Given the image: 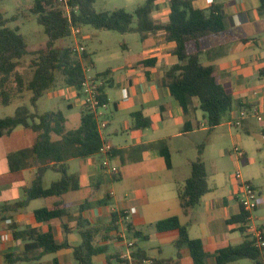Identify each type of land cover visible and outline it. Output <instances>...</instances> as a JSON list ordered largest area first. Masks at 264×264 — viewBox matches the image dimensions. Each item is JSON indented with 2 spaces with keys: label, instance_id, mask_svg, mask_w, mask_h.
<instances>
[{
  "label": "crops",
  "instance_id": "1",
  "mask_svg": "<svg viewBox=\"0 0 264 264\" xmlns=\"http://www.w3.org/2000/svg\"><path fill=\"white\" fill-rule=\"evenodd\" d=\"M126 3L135 5L134 0H126ZM170 3L171 0L161 1L152 16L156 22L162 24L169 22ZM192 4L199 10H207L214 4L222 7L225 15V30L200 41V60L205 66H213L219 75L220 84L233 91L234 106L230 114L225 117L226 126L242 128L246 134L258 133L256 124H264V5L262 1L193 0ZM79 30V35L72 33L71 37H75L77 41V45L73 47L84 49L79 54L80 57L84 52L89 55L88 60L83 63L86 76L102 86L107 98L105 107L99 109V120L106 123L103 137L113 146L112 163L119 168L120 174L115 178L101 171V160L97 163L95 156L70 159L69 171L79 174L81 185L80 191L70 192L63 197V201L72 206V214L61 220L37 222L34 212L52 206L55 202L53 199H37L16 213L5 214L4 220L0 221V237L7 233L10 241L4 243L0 240V264H7V255H22L27 243L22 239L14 238V233L7 224L8 220H11L19 231L25 229L51 231L58 243L69 244L68 248L47 254L39 261L16 264H53L54 261H58L59 264H78L73 253L74 247L82 242L77 231V219L82 205L85 206V210L81 216L96 227L107 226L111 222L112 213L122 214L125 211L130 213L129 221L119 223L118 220L119 232L111 234L114 240L109 242V254L118 252L121 254V259L129 261L130 264L134 260L133 252L138 248L143 249L151 259L144 261L143 264H174L173 261L177 257L176 248L175 252L170 251L169 256L166 255V251L170 247H175L174 242L178 238V232L161 233L155 229L156 223L171 217H178L181 224L188 227L190 238L202 240L205 250L210 254L206 264H216L214 253L217 250L228 245H240L244 240L243 235L238 231L239 226L229 223L231 218L241 214V206L237 199V182L231 181L227 188H222L217 182L211 186L208 182L210 192L189 215H184L178 197V188L184 187L191 175V164L198 158V147L202 144H199V133L205 131L208 137L217 127L209 132L206 121L200 122L197 100H194L192 112L186 115L169 89L162 84L166 70L179 62L174 54L177 44L163 41V32L149 35L145 40L140 37L142 50L137 57L122 59L114 56V61L120 63L116 68L117 72L107 70L105 72L107 75L102 72L93 77L88 74L90 71L88 63L95 65L92 53L83 43L84 38L87 39L89 36H83L82 28ZM125 46L129 50L128 45ZM148 60L154 63L147 66L141 64ZM24 67L25 62L22 60L18 71L25 76ZM25 78L30 80L32 76ZM26 93H30V99L32 93L26 91L22 98H16L11 105L28 97ZM45 94H48L51 100L60 98L66 102V111L61 109L53 111L63 112L67 120V130L77 129L81 122V110L85 105L83 95L76 88L66 86H60ZM0 106L9 107L1 104ZM19 107L22 106L17 105L16 110ZM75 108H79L78 115L72 113ZM138 112L150 120V127H134L133 115ZM242 112L245 113L243 117H241ZM258 117H262L263 120L259 121ZM186 123L191 124L188 131L184 130ZM113 124H116V127L111 130ZM260 133L264 137V127ZM37 136L38 134L32 130L20 126L11 135L0 138V205H10L24 199V188L31 185L37 170L35 159H31L34 164L30 167L12 172L9 155L30 149ZM53 138L59 139L57 136ZM161 141L168 143L172 157L171 169L167 168L162 157L159 148ZM97 156L102 159L100 155ZM181 158H183L182 163L179 161ZM49 172L55 171L46 173L44 177L46 188L53 181L61 178L58 173L60 177L51 179L46 186L45 180ZM260 208L263 210L264 206L261 205ZM253 217L255 219L254 214ZM257 220L261 223L257 226L264 230L262 224L264 217ZM128 224L133 231L140 233V239H134L128 233ZM116 237L118 240H115ZM153 238L157 240V245L153 248L147 247L146 244H150ZM100 241L98 237L97 242ZM126 242H132L133 247L128 249ZM128 252L131 259L125 257ZM154 253L159 256L153 255ZM36 254L33 252L30 255ZM152 260L169 262L153 263ZM93 261L94 264H107V257L105 254L98 255ZM179 264H193L187 250L182 251ZM234 264H256V262L245 259Z\"/></svg>",
  "mask_w": 264,
  "mask_h": 264
},
{
  "label": "trees",
  "instance_id": "2",
  "mask_svg": "<svg viewBox=\"0 0 264 264\" xmlns=\"http://www.w3.org/2000/svg\"><path fill=\"white\" fill-rule=\"evenodd\" d=\"M0 0V104L9 106L16 98H22L26 91L32 93L31 106L36 110L38 101L44 94L60 86L82 88L87 76L84 61L89 55L84 52L81 57L73 46L56 48L58 40L71 38L73 29L92 26L100 31H115L121 34L137 33L142 40L149 35L163 32L162 40L177 44L174 54L179 62L168 68L162 84L167 87L171 95L179 102L183 112L188 115L194 107V100L198 101V108L205 113L209 132L220 126L234 106V95L231 89L223 87L219 82V75L213 66L201 63L200 41L217 35L225 30V15L220 5L214 4L207 10L193 7V0H171L169 22L162 24L153 19V14L162 0H146L137 7L135 12L129 13L125 9L114 11H100L95 9L98 0H71L70 16L64 9L57 7L56 0H36L32 12L37 16L38 24L43 26L49 40L46 45L36 51H29L26 39L20 33V28H10L8 24L15 22L17 16L5 18ZM264 5V0H261ZM32 57L30 68L32 78L27 80L18 71L25 56ZM154 61H143L147 66ZM104 75H107L105 73ZM100 102L106 103L107 98L102 86ZM249 108L248 106H243ZM135 128H148L150 120L144 118L141 112L133 115ZM66 117L61 111L38 114L26 106L19 107L13 116L0 118V138L11 135L20 126L37 133V139L30 149L21 150L9 155L12 172H19L30 167L35 159L37 170L29 187L24 188V199L14 204L0 205V221L5 214L16 213L26 208L30 202L37 199L55 200L50 207H44L34 212L39 223L61 220L72 214L73 208L63 201V197L70 192L81 190L80 176L70 173L68 161L72 158H90L99 155L103 140L98 131L95 114L84 105L81 110L80 126L75 130H67ZM191 128L186 123L184 130ZM54 136L59 139L54 140ZM159 148L168 169L172 168V157L167 141H161ZM205 144L198 147V158L191 164V175L183 188H178V197L184 215L198 206L201 199L210 192L208 174L203 161ZM114 152V150H113ZM48 171H55L61 175L59 180L53 181L49 187L44 186V177ZM117 178V177H115ZM101 203H98L100 205ZM85 210L82 205L77 219V231L82 238L80 245L74 247V258L78 264H94V257L105 254L107 264H130L121 259V254H109V242L114 240L111 234L119 232L118 220L121 213H112L111 222L107 226L96 227L89 220L83 219L81 213ZM251 215L241 209L239 216L230 219V224H237L238 231L244 240L240 245H228L214 253L216 264H234L240 260L250 259L256 264L264 263L263 250L256 246L255 239L248 234ZM158 232L177 231L178 238L174 242L177 257L173 261L179 264L182 251L187 250L193 264H206L210 254L205 250L200 239L189 236L188 227L182 225L178 217L164 219L155 224ZM15 239L26 241L22 255H7V264L18 262L39 261L47 254L56 253L68 248L69 244L58 243L51 231L43 232L38 229L19 231L14 224L10 225ZM127 231L134 239H140L139 232L133 231L127 225ZM100 242H97V238ZM111 240V241H110ZM115 240H118L116 237ZM36 252V255H30ZM131 264H143L151 260L147 253L138 248L133 252ZM166 263L169 261H155ZM53 264H59L54 261Z\"/></svg>",
  "mask_w": 264,
  "mask_h": 264
},
{
  "label": "rangeland",
  "instance_id": "3",
  "mask_svg": "<svg viewBox=\"0 0 264 264\" xmlns=\"http://www.w3.org/2000/svg\"><path fill=\"white\" fill-rule=\"evenodd\" d=\"M36 0H5L1 5V11L5 18H12L17 16L15 22H10V28H20V33L26 39L28 50L35 51L46 45L49 38L45 34L43 26L38 24L37 16L31 11ZM135 5H127L126 0H98L95 9L100 11H114L117 9L127 8L129 13H134L135 8L144 2V0H134ZM127 6V7H126ZM62 8L60 6H57ZM84 38L83 43L88 50L92 53L94 66L88 63L90 69L89 76H96L98 73H105L107 70H116L120 65L118 61H114L113 57L129 58L137 57L142 50V40L136 33L121 34L115 31H100L94 29L92 26H84L82 28ZM77 41L75 37L65 40H58L55 44L56 48H64L67 46H76ZM128 45L129 50L126 49ZM32 57L25 56L22 60L25 62L24 74L27 78L32 76V69L28 66L31 63ZM28 64V65H27ZM109 89V88H108ZM23 100L17 101L14 105L9 107L0 106V117L13 116L16 112V107L26 106L39 114H44L53 110L61 109L66 111V102L60 98L51 100L48 94H45L38 103L37 109L32 108L30 103V93ZM69 112V111H68ZM75 115L79 114V108H75L72 112ZM200 122L205 123V113L200 110ZM226 118L223 124L217 127L207 137V132L199 133L200 143L205 144V153L203 154V161L206 164L208 173V182L212 186L215 182L222 188H227L231 181H234V174L240 170L242 179L249 182L256 188L260 199L264 198V137L262 136L261 129L264 124H256L258 133L246 134L242 128L233 126L229 128L226 126ZM116 124L112 125L111 130H114ZM235 148L241 149L246 153V158L249 164H241L238 166L235 159ZM223 150V151H222ZM225 150H227L225 153ZM191 153V152H189ZM97 163H100L101 158L95 156ZM182 163L183 158L179 159ZM73 172V169L71 170ZM60 175L55 172H49L45 180V185H49L51 179L58 178ZM262 193V194H261ZM78 195V194H77ZM264 206V203L262 204ZM261 207V206H260ZM261 208L255 211L254 223L259 225L258 218L264 217V209ZM261 224V223H260ZM264 225V222H262ZM156 229V228H155ZM144 244V242H142ZM147 247L153 248L157 245V240L153 238ZM171 249V250H170ZM170 251L175 252V247L167 249L166 255L169 256ZM153 255L159 256L154 253Z\"/></svg>",
  "mask_w": 264,
  "mask_h": 264
},
{
  "label": "built area",
  "instance_id": "4",
  "mask_svg": "<svg viewBox=\"0 0 264 264\" xmlns=\"http://www.w3.org/2000/svg\"><path fill=\"white\" fill-rule=\"evenodd\" d=\"M57 5L62 7V9L65 10L66 15L70 16V6L69 3L71 0H56ZM73 34L79 35L80 30L78 28L73 29ZM78 55L81 54L84 49L80 47L79 49H76ZM75 88V87H74ZM100 84L97 81L91 80L89 78L86 79V81L83 83L82 88L78 90L83 95L85 104L89 106V109L95 114L97 123H98V131L100 133V136L103 140V145L100 149L99 155L102 157L101 163H100V170L103 172H106L112 177H118L120 172L119 168L112 163L113 159V146L111 143L106 141L103 137L104 130L106 128V123L101 122L99 120L100 114L99 109L102 107H105V104L100 102L101 93L99 91ZM245 116V113H241V117ZM259 121H262V117H258ZM237 125H239V122L236 121ZM235 159L237 161L238 166L241 164H248L249 161L246 158L245 153L239 149L235 148ZM234 180L237 182V199L241 206V209H243L245 212L249 213L251 215L249 221V228H248V234H250L256 241V246L263 250L264 254V230L255 224L253 214L257 209L260 208L262 205V199H260V196L254 187L253 184L249 182H245L242 179V175L240 173V170H238L234 174ZM130 220V213L125 211L122 213V216L119 219V223L127 222ZM7 224L11 225L12 221L8 220ZM121 237H124V235H121ZM0 240L4 243L10 241L9 234H4L0 237ZM128 249L133 247L132 242H126ZM128 259H131L130 253L125 256Z\"/></svg>",
  "mask_w": 264,
  "mask_h": 264
}]
</instances>
